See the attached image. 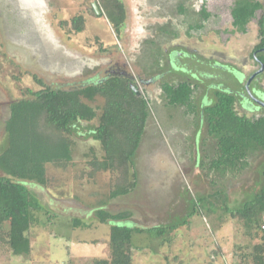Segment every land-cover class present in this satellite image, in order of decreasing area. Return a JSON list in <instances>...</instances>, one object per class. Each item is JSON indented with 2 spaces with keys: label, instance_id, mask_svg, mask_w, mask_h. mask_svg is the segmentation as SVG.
Wrapping results in <instances>:
<instances>
[{
  "label": "rangeland",
  "instance_id": "374dc122",
  "mask_svg": "<svg viewBox=\"0 0 264 264\" xmlns=\"http://www.w3.org/2000/svg\"><path fill=\"white\" fill-rule=\"evenodd\" d=\"M121 1L125 20L115 32L99 0H0V150L6 145L8 104L22 97L25 87H42L34 76L44 85L69 89L99 82L110 73L128 74L149 108L130 169L135 173L133 190L110 198L117 172L88 174L92 156L101 159L103 150L90 134L96 120L83 121L72 133L71 160L65 166L47 163L46 185L27 182L49 210V220L40 213V225L28 232L31 256L13 255L0 244V264H91L94 258L106 259L110 223L97 221L99 207L130 210L123 220L130 227L182 223L164 235L133 233L130 264H252L246 228L225 214L219 199L193 207L198 196L216 189L227 194L229 207H238L262 184L264 148L252 151L238 172L225 175L200 167L217 144L198 112L205 93L208 102L213 98L214 84L243 91L241 71L246 75L256 67L249 55L260 40L261 11L240 33L232 31L234 0ZM93 2L100 14L92 13ZM78 15L84 19L80 31L71 22ZM168 57L177 71L165 72L171 67ZM153 69L168 75L164 81L188 77L198 85L192 94L194 112L167 103L159 78L150 79ZM101 102L96 97L90 104ZM236 110L260 112L243 111L239 105ZM72 217L88 225L73 227Z\"/></svg>",
  "mask_w": 264,
  "mask_h": 264
},
{
  "label": "trees",
  "instance_id": "16d2710c",
  "mask_svg": "<svg viewBox=\"0 0 264 264\" xmlns=\"http://www.w3.org/2000/svg\"><path fill=\"white\" fill-rule=\"evenodd\" d=\"M99 2L112 28L118 32L125 20L122 1ZM257 10H261L260 40L254 49L264 47V0H234L230 7L232 31L240 33L246 32ZM91 11L96 14L93 6ZM201 12L205 18L208 16L204 8ZM71 22L75 30L83 29L82 16H74ZM197 27L202 25L197 24ZM257 57L264 62V50L259 51ZM34 78L42 87H25L22 97L9 104V116L4 125L6 145L0 150V244L16 256H31L33 246L28 232L31 227L40 225L37 215L41 213L49 220V210L28 188L27 182L46 185L45 165L65 166L71 160L72 133L76 127L83 121L96 120L90 134L100 143L103 156L101 159L92 156L88 174L115 170L117 176L108 193V197L113 198L129 193L136 185L135 173L130 169L149 115L146 99L131 89L130 84L134 83L127 75L111 74L99 82L69 89L50 87ZM197 86L182 78L176 82L164 81L161 90L168 104L183 105L194 112L197 106L192 103V94ZM96 97L102 98L101 104L91 105ZM212 97L198 112L205 122L206 133L216 139L217 146L212 157L207 162L202 160L200 167L227 175L242 170L249 154L264 148V111L251 115L239 113L235 105L237 96L227 89H213ZM261 177L258 192L238 207H229L227 194L221 189L198 196L193 207L194 211L201 201L219 199L225 214L241 221L246 228L251 241L252 264H264V167ZM130 215V210L111 212L103 207L95 210L99 223H110L109 255L106 259L94 258L91 264H130L133 233L164 235L182 224L168 222L130 227L123 223ZM71 221L73 227L88 225L78 217H72ZM187 222L184 219V223Z\"/></svg>",
  "mask_w": 264,
  "mask_h": 264
},
{
  "label": "flooded vegetation",
  "instance_id": "af4514ba",
  "mask_svg": "<svg viewBox=\"0 0 264 264\" xmlns=\"http://www.w3.org/2000/svg\"><path fill=\"white\" fill-rule=\"evenodd\" d=\"M257 11H259V10H257ZM262 50H264V47L263 48H257V49H254V47H253L249 57L253 60V63L256 65V67L251 72H249L246 75L244 74L243 71H241V74L243 76V80H242V82H243V84H242L243 91L242 92H240L237 89L236 90H232L231 88L224 87L223 85H215L214 84V85L211 86L213 89H217V88L218 89L221 88L222 90L223 89L224 90L227 89V91L234 93L237 96V100L235 101L236 102L235 105H239V107L243 111H249V112L257 111V110H259V111L263 110L264 111V88H263V85H262V82H261V79H262L261 75L264 73V62L261 61L257 57L258 52L262 51ZM166 60H167L166 62L168 63V65L170 64L169 66H171L172 65V57H170V58L168 57V58H166ZM172 70L173 71H177L176 68L171 66L169 69H166L165 72H170ZM180 70H182V71H180ZM179 71L184 73L185 70H183V68L182 69L180 68ZM153 72L155 74L152 75L150 77V79L154 80L156 78L157 79L159 78V85H160V88H161V84L164 82V80H166V77L168 75L164 71L160 72V69H157L156 71L153 69ZM111 74H113V73H110V75ZM119 74H121V73H119ZM126 75L128 76V74H126ZM190 76L194 77L193 75H190ZM164 77H165V79L163 80ZM196 78L197 77L195 76L194 79L197 80ZM130 79L132 81L134 80L131 77H130ZM184 79L187 80V81H192V79L188 78V77H185ZM135 86H137V85H135ZM209 102H208V97L206 96V93H205L202 96V98H201L200 108L202 106L208 104ZM9 104H8V115H7V118L9 116Z\"/></svg>",
  "mask_w": 264,
  "mask_h": 264
},
{
  "label": "water",
  "instance_id": "95a60500",
  "mask_svg": "<svg viewBox=\"0 0 264 264\" xmlns=\"http://www.w3.org/2000/svg\"><path fill=\"white\" fill-rule=\"evenodd\" d=\"M92 5H93V8H94V10H95V13H96V14H100V13H101V9L99 8L97 2H93ZM130 87H131V89L134 90V92H135L137 95L140 94V90H139L134 84L131 83V84H130Z\"/></svg>",
  "mask_w": 264,
  "mask_h": 264
},
{
  "label": "clouds",
  "instance_id": "9594fccd",
  "mask_svg": "<svg viewBox=\"0 0 264 264\" xmlns=\"http://www.w3.org/2000/svg\"><path fill=\"white\" fill-rule=\"evenodd\" d=\"M137 87V86H136Z\"/></svg>",
  "mask_w": 264,
  "mask_h": 264
}]
</instances>
